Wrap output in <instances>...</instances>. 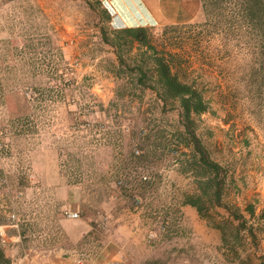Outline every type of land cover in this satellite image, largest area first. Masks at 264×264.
<instances>
[{
	"label": "rangeland",
	"instance_id": "1",
	"mask_svg": "<svg viewBox=\"0 0 264 264\" xmlns=\"http://www.w3.org/2000/svg\"><path fill=\"white\" fill-rule=\"evenodd\" d=\"M200 2L193 22L122 46L121 66L114 50L115 95L101 104L36 3L0 0V210L21 232L61 245L81 233L102 264L119 253L123 264H264V179L242 176L264 170V0ZM157 57L206 112L186 123L160 97Z\"/></svg>",
	"mask_w": 264,
	"mask_h": 264
},
{
	"label": "crops",
	"instance_id": "2",
	"mask_svg": "<svg viewBox=\"0 0 264 264\" xmlns=\"http://www.w3.org/2000/svg\"><path fill=\"white\" fill-rule=\"evenodd\" d=\"M33 1L48 18V27L53 38L57 45L62 46L63 59L79 63L75 76L93 79L95 84L91 92L101 104L109 103L114 98V86L117 81L114 49L103 42L102 31L184 25L196 20L201 13L200 0ZM216 125L225 130L222 133L230 127L229 123L223 121ZM222 135L224 136L219 134V140L222 147L226 148L227 134ZM239 149L240 147L232 150L237 152ZM237 173L238 171L233 178ZM242 176L248 180V186L257 187L264 179V170L243 171L242 168ZM14 190L21 191L22 187ZM1 201L0 208H5V201L0 200V203ZM0 211L4 219L0 223V249L10 264H75L78 260L83 264H102L91 261L88 255L90 250L80 244L83 234H64V237L69 239L68 245H61L56 236H48L47 243L41 240L43 236L38 238L40 241H35L33 235L21 232L19 225L16 226L11 220L10 212ZM262 237L263 245L259 252L264 256V236ZM252 239L254 237L250 240ZM121 256L120 253L114 255L110 263L123 264L120 261Z\"/></svg>",
	"mask_w": 264,
	"mask_h": 264
},
{
	"label": "trees",
	"instance_id": "3",
	"mask_svg": "<svg viewBox=\"0 0 264 264\" xmlns=\"http://www.w3.org/2000/svg\"><path fill=\"white\" fill-rule=\"evenodd\" d=\"M147 30L144 28H134V29H122L118 31H113L110 36L104 31H102V40L104 43L109 45L111 48L116 50V56L118 63L121 66L124 61L121 57V47L127 44H132L134 42L147 46ZM151 49V47H150ZM140 74L139 82L142 86L145 85V73L138 69ZM154 73H155V84L160 90V97L164 100L176 101L180 108V118L186 123L190 121L192 115H200L206 112L207 107L202 100L201 94L194 89L192 86L182 83L178 77L173 74L170 66L163 57H157L154 59ZM153 88V87H152ZM194 148H197V141L194 135H191ZM200 152L199 160L204 166L209 169L217 171L219 169L218 165L215 163L207 161L204 154ZM187 205L196 208L198 214L201 213V209L198 203L192 199L188 200ZM222 206V205H221ZM0 264H10V261L5 258L3 251L0 249Z\"/></svg>",
	"mask_w": 264,
	"mask_h": 264
},
{
	"label": "built area",
	"instance_id": "4",
	"mask_svg": "<svg viewBox=\"0 0 264 264\" xmlns=\"http://www.w3.org/2000/svg\"><path fill=\"white\" fill-rule=\"evenodd\" d=\"M133 152H134L135 155H138V154H139V150H138V149H134ZM77 217H78V216H77L76 213H73V214H69V215H68V218H69V219H77ZM263 221H264V219H263ZM75 264H83V263H82L81 260H78Z\"/></svg>",
	"mask_w": 264,
	"mask_h": 264
}]
</instances>
